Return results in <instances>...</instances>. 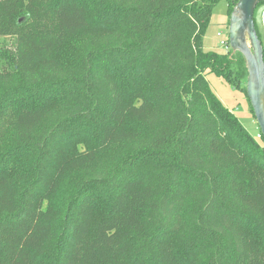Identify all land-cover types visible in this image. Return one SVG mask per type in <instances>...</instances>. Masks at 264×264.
<instances>
[{"label": "trees", "instance_id": "trees-1", "mask_svg": "<svg viewBox=\"0 0 264 264\" xmlns=\"http://www.w3.org/2000/svg\"><path fill=\"white\" fill-rule=\"evenodd\" d=\"M218 1L0 0V264H264V139L205 78L246 71L203 48Z\"/></svg>", "mask_w": 264, "mask_h": 264}, {"label": "rangeland", "instance_id": "rangeland-1", "mask_svg": "<svg viewBox=\"0 0 264 264\" xmlns=\"http://www.w3.org/2000/svg\"><path fill=\"white\" fill-rule=\"evenodd\" d=\"M255 22L262 36L264 45V5L259 4L254 12ZM228 3L227 0H219L213 7L210 23L206 29L203 38V48L205 50H214L217 52L225 51V42L227 34L228 21ZM217 32L221 33L220 36ZM224 44H223V42ZM14 36H0V57L7 55L8 52L15 48ZM3 68V60L0 59V70ZM234 85L223 76L214 73H206L205 78L216 97L221 103L232 111L239 122L254 137L258 136V125L250 110L246 95L242 89L245 85L246 71L233 70ZM232 76V77H233Z\"/></svg>", "mask_w": 264, "mask_h": 264}, {"label": "water", "instance_id": "water-1", "mask_svg": "<svg viewBox=\"0 0 264 264\" xmlns=\"http://www.w3.org/2000/svg\"><path fill=\"white\" fill-rule=\"evenodd\" d=\"M258 0H237L228 18L227 37L231 51L242 55L246 69L245 94L264 139L263 46L255 24Z\"/></svg>", "mask_w": 264, "mask_h": 264}, {"label": "built area", "instance_id": "built-area-1", "mask_svg": "<svg viewBox=\"0 0 264 264\" xmlns=\"http://www.w3.org/2000/svg\"><path fill=\"white\" fill-rule=\"evenodd\" d=\"M217 35L220 36L221 33L217 32ZM222 42H223V41H222ZM224 42H225V40H224ZM224 42H223V44H224ZM224 46H225L226 49L228 48V46L226 45V42H225V45H224Z\"/></svg>", "mask_w": 264, "mask_h": 264}]
</instances>
